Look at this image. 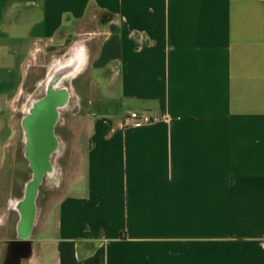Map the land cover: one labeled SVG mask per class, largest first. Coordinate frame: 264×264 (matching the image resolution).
<instances>
[{"label":"crops","instance_id":"1","mask_svg":"<svg viewBox=\"0 0 264 264\" xmlns=\"http://www.w3.org/2000/svg\"><path fill=\"white\" fill-rule=\"evenodd\" d=\"M81 56L43 189L25 104ZM0 264H264V0H0Z\"/></svg>","mask_w":264,"mask_h":264},{"label":"water","instance_id":"2","mask_svg":"<svg viewBox=\"0 0 264 264\" xmlns=\"http://www.w3.org/2000/svg\"><path fill=\"white\" fill-rule=\"evenodd\" d=\"M83 64V56L55 62L40 86L42 95L27 101L24 122L36 144L34 148L39 149L40 154L52 148L55 126L61 123L62 113L71 106V81L81 71Z\"/></svg>","mask_w":264,"mask_h":264},{"label":"flooded vegetation","instance_id":"3","mask_svg":"<svg viewBox=\"0 0 264 264\" xmlns=\"http://www.w3.org/2000/svg\"><path fill=\"white\" fill-rule=\"evenodd\" d=\"M38 90L39 94L42 95V91L40 89ZM27 105L28 102H26L25 104L26 113L22 118V143L24 145V154L28 162L27 172L31 175L32 181L38 182L41 188L43 187L44 189V186H48L49 184L54 183L60 178L59 160L65 153V137L63 133V127L60 123L55 126L53 133L55 138L53 143L51 144L52 148H49L48 151L40 154L39 149L34 148L36 144L34 143V140L31 138V135L28 132L27 127L25 126L24 121L25 116L27 115Z\"/></svg>","mask_w":264,"mask_h":264},{"label":"built area","instance_id":"4","mask_svg":"<svg viewBox=\"0 0 264 264\" xmlns=\"http://www.w3.org/2000/svg\"><path fill=\"white\" fill-rule=\"evenodd\" d=\"M161 120L162 118L159 116H152L138 111H130L125 115L123 124L139 127L145 124L157 123Z\"/></svg>","mask_w":264,"mask_h":264},{"label":"rangeland","instance_id":"5","mask_svg":"<svg viewBox=\"0 0 264 264\" xmlns=\"http://www.w3.org/2000/svg\"><path fill=\"white\" fill-rule=\"evenodd\" d=\"M44 72H45V70L42 68V70H41V74H39L38 76H35V77H42V75H44ZM75 84H76V87L77 88H79L81 91H82V93H83V100H84V102H86L87 101V96L88 95H90V96H92L93 98H97V91H96V88L94 87V86H89L86 82H85V78L84 77H80V78H78V79H76L75 80ZM78 85V86H77ZM27 92V91H26ZM27 95L25 94V97H26ZM24 100H25V98H23L22 100H21V103L23 104L24 103ZM82 110H83V107H82ZM67 114V113H66ZM66 117H68V116H66ZM64 141H65V139H64Z\"/></svg>","mask_w":264,"mask_h":264},{"label":"bare ground","instance_id":"6","mask_svg":"<svg viewBox=\"0 0 264 264\" xmlns=\"http://www.w3.org/2000/svg\"><path fill=\"white\" fill-rule=\"evenodd\" d=\"M59 147V146H58ZM52 172V171H51ZM46 174V173H45Z\"/></svg>","mask_w":264,"mask_h":264}]
</instances>
